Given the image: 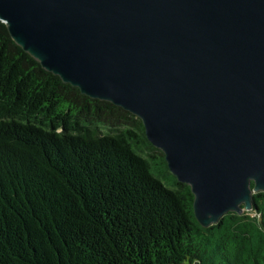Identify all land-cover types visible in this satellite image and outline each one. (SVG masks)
I'll return each mask as SVG.
<instances>
[{
	"label": "water",
	"instance_id": "water-1",
	"mask_svg": "<svg viewBox=\"0 0 264 264\" xmlns=\"http://www.w3.org/2000/svg\"><path fill=\"white\" fill-rule=\"evenodd\" d=\"M0 21L43 69L141 121L201 227L252 210L264 192V0H0Z\"/></svg>",
	"mask_w": 264,
	"mask_h": 264
},
{
	"label": "trees",
	"instance_id": "trees-1",
	"mask_svg": "<svg viewBox=\"0 0 264 264\" xmlns=\"http://www.w3.org/2000/svg\"><path fill=\"white\" fill-rule=\"evenodd\" d=\"M192 203L137 117L43 69L0 21V264H264V192L207 228Z\"/></svg>",
	"mask_w": 264,
	"mask_h": 264
},
{
	"label": "rangeland",
	"instance_id": "rangeland-1",
	"mask_svg": "<svg viewBox=\"0 0 264 264\" xmlns=\"http://www.w3.org/2000/svg\"><path fill=\"white\" fill-rule=\"evenodd\" d=\"M161 161L157 159L156 161L152 162V173L158 177L165 186H170L171 183V177L166 174V170L161 165ZM184 264H188L187 262Z\"/></svg>",
	"mask_w": 264,
	"mask_h": 264
}]
</instances>
